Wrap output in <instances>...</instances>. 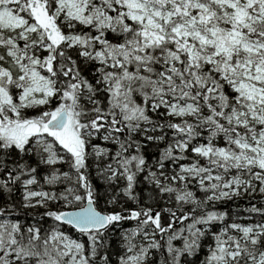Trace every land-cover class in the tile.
Segmentation results:
<instances>
[{"label":"snow or ice","instance_id":"obj_1","mask_svg":"<svg viewBox=\"0 0 264 264\" xmlns=\"http://www.w3.org/2000/svg\"><path fill=\"white\" fill-rule=\"evenodd\" d=\"M0 264H264V0H0Z\"/></svg>","mask_w":264,"mask_h":264}]
</instances>
